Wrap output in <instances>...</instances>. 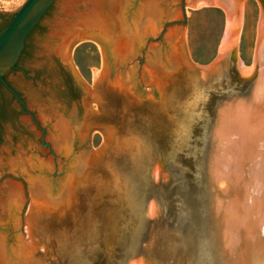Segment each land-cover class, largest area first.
I'll list each match as a JSON object with an SVG mask.
<instances>
[{"label":"water","instance_id":"water-1","mask_svg":"<svg viewBox=\"0 0 264 264\" xmlns=\"http://www.w3.org/2000/svg\"><path fill=\"white\" fill-rule=\"evenodd\" d=\"M256 2L249 66L236 56L242 0H24L0 12L9 17L2 78L52 4L37 40H27L29 51L44 40L50 104L34 101L19 72L8 75L45 128L43 144L30 115L0 98V264H264V0ZM202 5L221 7L225 21L216 56L196 64L185 8ZM86 39L100 50L90 86L70 59ZM65 64L86 86L77 100L60 77ZM18 65L39 73L25 58ZM102 90L115 96L107 128H92L99 120L88 123V110ZM93 130L102 137L94 150Z\"/></svg>","mask_w":264,"mask_h":264},{"label":"rangeland","instance_id":"rangeland-1","mask_svg":"<svg viewBox=\"0 0 264 264\" xmlns=\"http://www.w3.org/2000/svg\"><path fill=\"white\" fill-rule=\"evenodd\" d=\"M24 0H0V12L15 11ZM242 20L236 49L237 58L242 65L249 66L252 61L258 5L256 0H242ZM185 41L191 61L205 64L217 54L220 38L223 34L225 14L216 6L190 9L185 15ZM95 41L86 39L75 42L70 50V59L79 76L87 85H91V69H100V50ZM102 140L100 133L93 130L89 137L94 150Z\"/></svg>","mask_w":264,"mask_h":264},{"label":"flooded vegetation","instance_id":"flooded-vegetation-1","mask_svg":"<svg viewBox=\"0 0 264 264\" xmlns=\"http://www.w3.org/2000/svg\"><path fill=\"white\" fill-rule=\"evenodd\" d=\"M52 7V4L47 8L45 13L41 16V18L37 21V23L31 28V30L27 33L23 48L21 49L18 58L14 65L7 69L5 73H3L2 78H0V98L6 94L9 97V103L11 104L13 101L19 104L20 111L26 114H29L31 117L32 123L35 125V127L40 131L39 136V143L43 144L44 141V133L45 128L39 124L37 120H35L33 113L28 110L25 106V99L22 97V95L19 93V91L13 86L11 81L8 79V75L11 74L12 77H17V72L20 73L21 77H19V81L22 82V86L26 88L28 93L32 95L34 98V101L43 102L46 101L50 104L49 99H51V94L49 95V92L47 90V87L49 86V76L44 71V67L46 66V63H42V61L45 59V55L43 54V47L41 45V42L44 40L41 39L37 43L35 47H33L32 50H28L27 48V40H37L39 37V34L35 33V28L40 25L44 20H48L49 16L48 13ZM9 21V17H5L0 14V28L6 25ZM42 53V54H40ZM21 58H25L27 61L30 62V64L35 65L33 66V69L35 71H38L39 73L34 75H28L27 72L21 68L18 65V61ZM59 74L62 79L63 85L67 90L68 96L71 97L73 100H77L80 98V95L82 92L86 89L85 84L81 80H78L75 75L70 71L69 67L65 64L64 66L60 65L59 68ZM46 91L48 95L43 97L41 94L42 91ZM103 91V90H102ZM88 94V93H87ZM93 94V93H92ZM92 94L87 95L85 97L93 99ZM100 94V93H99ZM98 94V97L94 98L96 102H98L99 107L95 108L94 110H88V113L90 114L89 118L87 119V122L90 123L92 121H98V125H93V127L97 128H107L105 124H102V121L104 120L105 116H108V112L105 106V103L107 102L108 98H113L114 95L109 93L107 90L103 91V94ZM23 101H21V100ZM4 105V104H3ZM80 104L77 103V111H80ZM2 111V108H1ZM92 113H95L94 116ZM94 119V120H93ZM97 119V120H96Z\"/></svg>","mask_w":264,"mask_h":264},{"label":"bare ground","instance_id":"bare-ground-1","mask_svg":"<svg viewBox=\"0 0 264 264\" xmlns=\"http://www.w3.org/2000/svg\"><path fill=\"white\" fill-rule=\"evenodd\" d=\"M243 2V1H242ZM207 6H216V5H202V6H200V7H198V8H201V7H207ZM216 7H219V6H216ZM219 8H221V7H219ZM190 9H195V8H190V7H186L185 8V11H186V13H188V11L190 10ZM222 9V8H221ZM223 10V9H222ZM224 11V10H223ZM225 14V13H224ZM96 45H98L96 42H94ZM99 46V45H98ZM238 55V53H237V49H236V56ZM243 66H245V65H243ZM96 70H99L98 68L96 69Z\"/></svg>","mask_w":264,"mask_h":264}]
</instances>
